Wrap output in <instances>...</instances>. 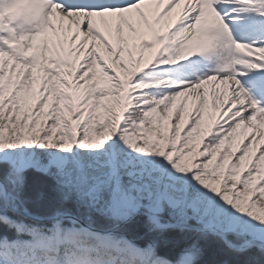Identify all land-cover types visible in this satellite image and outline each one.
<instances>
[{
  "label": "snow or ice",
  "instance_id": "1",
  "mask_svg": "<svg viewBox=\"0 0 264 264\" xmlns=\"http://www.w3.org/2000/svg\"><path fill=\"white\" fill-rule=\"evenodd\" d=\"M0 264H264V0H0Z\"/></svg>",
  "mask_w": 264,
  "mask_h": 264
},
{
  "label": "rangeland",
  "instance_id": "2",
  "mask_svg": "<svg viewBox=\"0 0 264 264\" xmlns=\"http://www.w3.org/2000/svg\"><path fill=\"white\" fill-rule=\"evenodd\" d=\"M212 85L210 84V85H208L207 86V88H208V90H209V93H211V90H212ZM211 106V95H209V107Z\"/></svg>",
  "mask_w": 264,
  "mask_h": 264
}]
</instances>
